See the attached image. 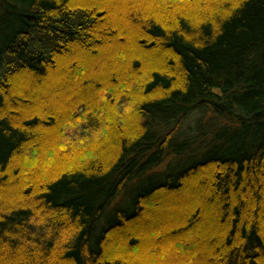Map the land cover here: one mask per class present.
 <instances>
[{"label":"trees","instance_id":"1","mask_svg":"<svg viewBox=\"0 0 264 264\" xmlns=\"http://www.w3.org/2000/svg\"><path fill=\"white\" fill-rule=\"evenodd\" d=\"M0 264H264V0H0Z\"/></svg>","mask_w":264,"mask_h":264},{"label":"rangeland","instance_id":"2","mask_svg":"<svg viewBox=\"0 0 264 264\" xmlns=\"http://www.w3.org/2000/svg\"><path fill=\"white\" fill-rule=\"evenodd\" d=\"M163 167H164V165L160 166L159 168L155 169L154 172L161 170ZM124 194L125 193L121 194V196L119 197V199H121L122 197H124L125 196Z\"/></svg>","mask_w":264,"mask_h":264}]
</instances>
